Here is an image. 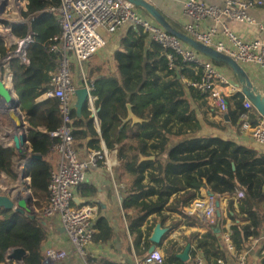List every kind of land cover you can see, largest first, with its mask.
Instances as JSON below:
<instances>
[{"label": "trees", "instance_id": "obj_1", "mask_svg": "<svg viewBox=\"0 0 264 264\" xmlns=\"http://www.w3.org/2000/svg\"><path fill=\"white\" fill-rule=\"evenodd\" d=\"M27 1V10L22 12L24 20L15 21L11 27L17 39L26 38L30 31L34 33V42L27 54L28 61L23 62L16 53V46L9 48L1 37L0 60H8L13 71V86L30 129L31 157L26 174L31 182L29 189L35 199V212L22 213L0 207V264H12L7 261V256L10 250L16 248L27 251L24 264H43L41 250L48 241V227L47 221L42 223V211L48 201V186L54 171L48 160L51 153L50 134L58 130L62 123L58 99L38 100L50 89L52 76L59 68V53L50 52V49L62 33L58 23L60 0ZM138 10L152 19L145 11ZM165 17L175 29L187 34L179 23ZM5 24L10 25L8 22ZM112 65L113 68L109 66L99 75L89 78L95 98L93 107L87 101L80 112L74 108L73 137L83 147L90 145L99 148L103 140L108 149L117 150L119 162L130 173V188L123 208H134L138 213L132 217L129 225L137 255L140 254L141 243L145 252L151 246L148 236L152 227L146 237L142 229L147 219L156 214L164 225L169 218L167 212H176L188 218L185 208L200 197L203 188L218 196L243 191L245 197L239 201L238 208L234 207L233 202L229 206L233 222L230 230L232 244L236 249L243 250L250 239L260 238L264 233V153L247 148L252 152V158L236 169L233 159L218 158V152L225 148L229 139L205 133L196 105L198 102L207 105L206 95L185 82L187 94L178 100L180 107L175 114L159 113L155 107V103L165 94L162 82L166 78H176L178 71L180 76L188 73L196 78L195 71L183 61L181 55L157 44L149 34L131 26L121 38ZM244 100L242 94L234 97L236 123L246 111ZM129 106L142 122H125L129 116ZM94 109L97 111L99 131ZM261 119L262 116L255 109L252 126H257ZM34 156H41L42 159ZM141 157H155V160L140 162ZM18 161L15 149L0 143V176L5 175L13 188L19 178ZM170 164L180 168L187 191L172 204L166 198L140 201L148 189L146 179H166L165 169ZM128 219L131 220V217ZM95 224L99 231L94 236V243H110L115 235L110 222L98 218ZM173 226H177V223ZM210 232L213 241L203 239L198 242L194 261L196 253L204 251L217 257L215 264H218L221 257L219 249L226 243ZM209 246L213 247V252L208 249ZM166 254L164 264H188L177 257L173 247L168 248ZM100 264L122 263L103 259ZM261 264H264V256Z\"/></svg>", "mask_w": 264, "mask_h": 264}, {"label": "built area", "instance_id": "obj_2", "mask_svg": "<svg viewBox=\"0 0 264 264\" xmlns=\"http://www.w3.org/2000/svg\"><path fill=\"white\" fill-rule=\"evenodd\" d=\"M25 1L14 3L15 8L20 11L25 10ZM2 3L3 0H0V6ZM8 7L9 4L7 9ZM251 10H264V2L262 0H222L221 4H208L202 0H187L184 4V15L187 19L185 30L196 40L235 59L238 63L256 65L264 72V40L244 41L230 29L227 22L252 24L255 20L250 16ZM207 19H212L217 26L223 28V39L217 37L218 28L204 29L202 27V22ZM2 22L1 18L0 27ZM58 23L62 33L57 38V43L52 45L50 52L59 53V68L52 76L50 89L40 98H52L59 101L62 123L58 130L50 134L52 138L50 152L58 153L62 161L58 169L52 172L48 186V201L42 215L45 218L55 216L60 218L74 247V253L86 264H90L89 247L94 243V236L97 233L95 218L98 215V208L91 203L77 206L75 194L86 183L90 169L105 164L111 170L115 163L110 161L109 151L105 147L88 146L85 157H82L76 148L72 113L76 107L75 101L79 88L73 79L74 62L81 69L84 87L90 92L88 101L93 107L95 98L91 85L85 79V63L108 46L109 42L103 34L104 31L111 32L130 25L136 30L149 34L157 44L170 48L182 56L183 61L195 71L196 75L194 78L193 75L186 73L181 76L182 80L188 86L205 94L206 99L213 103L217 114L223 115L228 112L229 99L232 92H238V88L231 85L227 75L223 74L212 60L201 57L200 53L167 32L154 20L147 18L128 0H60ZM10 29L12 32V27ZM1 33L0 37L3 38ZM12 35V41L8 47L16 46L18 57L26 63L29 47L34 42V33L30 31L24 39H17L13 33ZM2 66L6 71L4 81L12 87L14 74L8 60H4ZM228 86L231 87L232 92H225ZM244 106L246 111L240 118L241 127L244 131H250L254 140L264 146V119L262 118L257 126H252L251 118L255 107L247 98L244 100ZM96 114L97 111L94 109V117ZM24 163L26 166L27 162L24 161ZM25 173L26 171L22 172V177ZM24 180L30 186V178L27 176ZM211 197L214 199L215 196ZM207 220L211 226L216 225L213 209L208 210ZM224 240L229 250L235 249L229 233L224 234ZM44 256L50 264L68 257L69 252L45 247ZM248 256V251L243 249L239 256V264H246ZM153 259L162 261V257L155 256V253L148 261L151 262ZM195 264L207 263L198 254ZM219 264L223 263L220 261Z\"/></svg>", "mask_w": 264, "mask_h": 264}, {"label": "crops", "instance_id": "obj_3", "mask_svg": "<svg viewBox=\"0 0 264 264\" xmlns=\"http://www.w3.org/2000/svg\"><path fill=\"white\" fill-rule=\"evenodd\" d=\"M166 16L170 17L174 21L180 24L185 29L187 19L184 15V4L187 0H149ZM208 4H221L222 0H202ZM264 2V0H262ZM25 10L20 11L19 19L24 20L22 12L27 10L28 1H25ZM14 3H17L15 0ZM250 16L255 20L254 23L246 22H234L227 21L230 29L236 33L242 40H264V10H251ZM4 17H7L5 14ZM149 17V16H147ZM16 20V21H17ZM152 20V19H151ZM12 23H10V26ZM129 26L115 29L114 31H104V36L108 39V46L102 51L98 52L93 58L85 63L84 72L85 79L88 81L90 77H94L105 71L109 66L113 68L114 53L118 50L121 38L124 36ZM132 27V26H131ZM204 29L218 28L217 37L224 38L223 28L217 26L212 19H207L202 22ZM188 34V33H187ZM107 65V66H106ZM247 71L252 80L253 87L259 89L264 95V72L256 65L253 64H241ZM218 69L225 75H227L232 86L238 88V92H232L231 87L225 88V92H232L229 99V110L223 115L217 114L213 103L207 99V105H203V102H198L196 108L201 113V120L205 127V133L212 136L223 137L229 139L225 148L219 151L218 158L229 157L236 163L237 168L241 163L252 158V152L248 149H256L260 153H264V146L258 144L252 137L250 131H244L241 127L240 120L238 123L234 120L233 112L236 110L234 97L236 95H245L240 85L239 76L236 72L226 65H216ZM73 79L78 88H83L84 77L81 69L77 64H73ZM91 79V78H90ZM93 80V79H92ZM182 78L179 75L176 78H166L162 82V87L165 89L164 96L155 103V107L159 113L175 114L179 107V99L184 97L187 92L183 84ZM240 85V87L238 86ZM39 101L45 99H38ZM79 102L78 95L76 97L75 105ZM236 116V115H235ZM97 118V119H96ZM96 126L99 131V120L96 114L95 117ZM76 143V148L82 157L86 155V148ZM78 145V146H77ZM90 146V145H89ZM102 148L105 147L109 151V159L115 164L112 169H108L105 164L92 168L88 172L87 181L82 185L75 194L77 206H82L87 203H91L98 208V215L95 218V223L98 218L107 219L111 226L114 228V239L105 245H96L93 243L89 247L88 261L90 264H100L103 259H111L122 264H164L166 260V250L170 247L174 248V251L179 258V255L183 254L186 249L191 248L190 258L187 261L188 264L195 263L193 259L194 252L198 242L203 239L212 240V231L221 240L224 239V234L229 233L233 225L229 206L230 203H234V207L238 208L239 201L245 197L243 191L237 193L228 194L225 196L215 195L212 199L208 190L203 188L201 190L200 197L192 200L189 206L185 208V212L188 214V218L181 216L176 212H167L169 218L165 224L162 225L160 217L156 214L150 216L142 229L145 231V237L149 228L152 227L148 240L151 246L146 252L144 246H139L140 254L137 255L135 243L130 233L129 225L132 221V217L137 216V210L134 208L124 210L123 201L128 196L127 191L130 188L131 175L127 169L119 162L116 149H108L105 142L102 140ZM248 148V149H247ZM48 160L52 164L54 170L58 169L59 164L62 161L61 156L58 153H50ZM165 178H159L154 180L146 179L148 189L146 193L140 198V201H155L159 198H166L169 203L172 204L176 198L187 191V185L182 177L180 168L176 165H168L165 169ZM166 181L168 184H166ZM93 192V193H92ZM213 209L216 217V225H220L221 232L215 233L213 226H211L207 220L208 210ZM131 217V220L128 219ZM45 218V217H43ZM48 227V241L44 244L41 250L43 256V264H48L44 256V248H55L67 250L69 256L50 264H86L78 255L74 253V247L71 244L69 236L63 227L58 216L46 218ZM177 223V226H173ZM162 229L161 243L157 245L155 256L162 257V261L158 262L153 259L148 261L153 254L150 253L151 247L154 245V235L157 230ZM99 228H97V232ZM264 232V231H263ZM144 237V239H145ZM223 241V240H222ZM232 242V241H231ZM217 245V244H216ZM264 233L260 238L250 239L244 250L249 253L246 264H261V259L264 256ZM235 248V247H234ZM213 252V247H208ZM242 250L233 249L229 250L228 247L222 244L221 250L219 249L220 258H218V264L221 261L223 264H239V256ZM224 253V254H223ZM207 264H215L217 257L212 253H205L204 251H198ZM28 256V253H27ZM25 256V258L27 257ZM223 256V258H222ZM24 258V259H25ZM7 261L12 264H24L23 262H16L9 259V253Z\"/></svg>", "mask_w": 264, "mask_h": 264}, {"label": "water", "instance_id": "obj_4", "mask_svg": "<svg viewBox=\"0 0 264 264\" xmlns=\"http://www.w3.org/2000/svg\"><path fill=\"white\" fill-rule=\"evenodd\" d=\"M6 1V0H5ZM9 0H7L8 2ZM17 2H20L22 0H16ZM130 3H132L136 8L141 9L145 11L147 14L151 16V18L158 23L161 27H163L167 32L170 34L178 37L181 41L189 45L191 48L196 50L198 53L201 55L205 56L206 58L218 62L222 65H226L233 69L236 74L239 76L240 79V85L242 88V91L247 99H249L255 109L260 113L262 118L264 119V95L263 93L253 87L252 80L250 78V75L247 73V71L242 67L240 63H238L235 59L226 56L224 53H221L217 51L216 49L209 47L205 45L204 43L196 40L189 34H186L184 32L178 31L175 29L169 21L166 19L165 15L162 14L158 8L151 3L149 0H128ZM4 2L0 6V16L7 14V6L9 3ZM1 18L0 17V23H1ZM2 64L0 63V68ZM177 74L180 76L179 71ZM89 90L86 87L78 89L77 95L79 98V102L77 104V110L80 112L84 106V104L88 101L89 99ZM0 107L4 109L5 111L15 108L20 111L21 115V127L25 129L24 135L22 137H13V148L15 149L18 157L22 161H26V168L28 167V160L31 157V145L29 141V132L30 129L25 121V116L23 112L21 111V102L16 94L15 88L10 87L6 84L4 79L0 75ZM132 121L134 124L142 122L141 119H139L136 115H134L131 106H129V116L125 120V122H130ZM25 147V148H23ZM25 149V150H24ZM34 158L41 160V156H34ZM150 160H155V157H141V161H150ZM234 169L237 168L236 163H233ZM22 179L27 178V174L23 177ZM30 197L29 198H24L22 197V192H19L18 195L15 198H11L9 196H6L1 193L0 191V207L9 209V210H18L22 213H34V202L35 199L31 193L30 190ZM211 196H215L212 193H209ZM77 199H75V202ZM42 223H46V218H42ZM213 230L215 233H220L221 232V227L220 225H215L213 226ZM162 233L163 230L159 229L154 235L153 241L154 245L150 249V253L154 254L156 252V247L158 244L161 243L162 239ZM190 252L191 248L189 247L186 249V251L179 255V258L182 261H187L190 258ZM25 256H27V251L23 248H16L12 249L9 252V259L14 260L17 263L23 262Z\"/></svg>", "mask_w": 264, "mask_h": 264}, {"label": "rangeland", "instance_id": "obj_5", "mask_svg": "<svg viewBox=\"0 0 264 264\" xmlns=\"http://www.w3.org/2000/svg\"><path fill=\"white\" fill-rule=\"evenodd\" d=\"M4 2H7V0L6 1L3 0V3ZM14 2H15V0H9L7 2V3H9V7L7 9L8 10L7 11V17H2V20H3L2 29H8L9 30L8 33L4 32V30L1 33V34H3L2 37L5 39L7 45H9V43L12 41L11 35L13 32H11L10 25H6L5 23L6 22H8L9 24L14 23L17 19H19V16H20L19 9L17 10L15 8ZM147 18H149V17H147ZM201 57H205V56L201 55ZM0 63L2 64L3 61L0 60ZM0 75L3 79H6V71L3 68V66H1V68H0ZM9 86L11 87V85H9ZM10 129H13L12 119H10L9 116L4 115L3 121L1 120V122H0V143L4 144L6 146L9 145V146L13 147V137L11 135H7V133H6V131H9ZM17 169H18L17 171L19 172V178L15 184L16 185L15 188L10 186V184L8 182L9 179H7V177L5 175L0 176V191L2 194L9 196L11 198H15L18 195V193L23 192L24 189H27L30 192L28 183H25V180L21 178L22 172L26 171L25 170L26 166H25L24 161L19 159V161L17 162ZM34 209H35V206H34Z\"/></svg>", "mask_w": 264, "mask_h": 264}, {"label": "bare ground", "instance_id": "obj_6", "mask_svg": "<svg viewBox=\"0 0 264 264\" xmlns=\"http://www.w3.org/2000/svg\"><path fill=\"white\" fill-rule=\"evenodd\" d=\"M3 30L6 33L9 32L8 29H2V27H0V33ZM4 115L9 116L10 119H12V123H13V129H10L9 131H6L7 135H11L12 137H22L24 135L25 129L21 127L20 111L15 109V108H11V109L5 111L4 109H2L0 107V122H1V120L3 121V116ZM23 148H25V147H23ZM25 183H26V181H25ZM30 195L31 194H30V192L27 189H24V191L22 192V197H24V198H29Z\"/></svg>", "mask_w": 264, "mask_h": 264}]
</instances>
